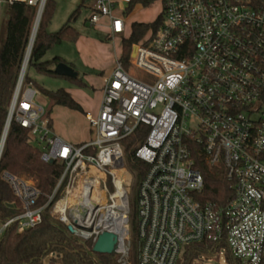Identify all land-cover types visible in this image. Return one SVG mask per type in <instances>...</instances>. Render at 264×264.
Wrapping results in <instances>:
<instances>
[{"label":"built area","instance_id":"obj_1","mask_svg":"<svg viewBox=\"0 0 264 264\" xmlns=\"http://www.w3.org/2000/svg\"><path fill=\"white\" fill-rule=\"evenodd\" d=\"M0 1L38 10L47 2ZM162 12L159 29L132 46L129 67L116 60L100 110L88 116L94 132L89 141L74 144L54 132L24 70L8 117L29 131L44 162L60 161L64 169L43 205L35 183L2 174L22 211L0 223V239L12 224L18 231L38 225L50 208L83 242L114 233L116 264H132L134 176L123 141L143 129L135 148L147 166L137 188L140 264H178L187 246L222 240L242 264H264V0H163ZM104 19L111 35L128 27L112 0H95L88 21ZM130 66L148 78L132 75ZM194 145L233 183L226 205L195 199L204 177Z\"/></svg>","mask_w":264,"mask_h":264},{"label":"trees","instance_id":"obj_2","mask_svg":"<svg viewBox=\"0 0 264 264\" xmlns=\"http://www.w3.org/2000/svg\"><path fill=\"white\" fill-rule=\"evenodd\" d=\"M153 1L130 0L127 10H132V7L138 3L148 6ZM55 3V0H47L45 4L27 68L35 66L39 72L59 76L54 71V67L62 62L67 63L65 59L55 56L52 59L43 60V57L51 47L65 39L72 42L78 40L80 32L71 22L78 17L80 9L77 8L69 21L59 30L49 32L47 25L53 15ZM6 9L9 17L0 34V141L38 13L37 7L18 1L6 4ZM162 23L163 12L152 23L134 22L132 24L130 36L122 39L121 59L126 66L129 64L132 46L139 42L150 29L157 31ZM65 78L80 86H86L79 77ZM24 79L25 82H33L36 86V83L27 75V71ZM44 93L49 99L47 108L49 116L56 105L83 112L81 105L65 89ZM142 130L123 141L129 168L137 176L136 194L147 168L146 164L135 156V148L143 141L146 134L141 132ZM191 149L196 167L201 170L204 177V187L196 193L195 199L202 204L211 202L220 206L226 205L234 195L233 183L227 179L222 170L214 169L207 164L201 146L194 145ZM63 169L64 164L60 161L44 162L41 159V150L32 144L29 131L12 120L0 158V223L22 211L20 201L2 178L4 172L15 176L24 175L33 180L41 192L38 204L43 205L54 191ZM132 235L133 262L140 264L141 240L137 231ZM93 245L92 240L86 241L85 244L80 243L79 238L72 234L67 226L55 220L50 214V208H47L38 225L18 231L17 224H12L6 229L0 239V264H43V258L47 255H55L52 256L49 264H116L115 253H94ZM222 251L225 252L226 261L229 264H242L233 256L225 240L201 241L187 246L183 254L184 261L181 264H195L198 258L220 254Z\"/></svg>","mask_w":264,"mask_h":264},{"label":"rangeland","instance_id":"obj_3","mask_svg":"<svg viewBox=\"0 0 264 264\" xmlns=\"http://www.w3.org/2000/svg\"><path fill=\"white\" fill-rule=\"evenodd\" d=\"M95 0H55V7L53 15L47 25V30L49 32L59 30L69 19L72 14L75 12L77 8L80 9L78 17L72 21V25L80 32V41L72 42L70 40H63L61 43L54 45L51 47L43 57V60L52 59L55 56H60L65 59V61L74 67V69L78 72L79 78L86 86H80L75 84L65 77L57 76L53 74H48L45 72H39L35 66H29L27 68V75L36 83L37 89L39 90V94L37 96V102L48 108L49 101L45 96V91H57L59 89H65L66 91L69 89L72 91L73 98L78 102H82L86 104L89 108H95L98 103L97 93L101 91V89L105 85L104 78L106 74L102 71L106 69V67L111 63L112 53L115 50H119L121 48V40L118 39L114 44L111 38H108L105 30L99 25H91L87 19L91 15V6L93 5ZM115 3L116 13H121L124 17L130 12L131 9L127 10L130 6V0H112ZM121 1H124L126 10L121 9ZM155 1V0H154ZM151 6H145L142 3L135 4L132 7V10L138 13L136 18L142 19L144 21H152L155 19L157 15V11L159 9L158 0L155 3H152ZM131 10V11H132ZM121 11V12H120ZM9 17V13L6 9V3L0 1V34L1 31L7 24ZM128 30V28H127ZM125 35L127 34V31ZM129 65L127 66V68ZM129 71L132 75L137 76L142 79L148 78V75L133 66H130ZM74 94V95H73ZM81 104V103H80ZM65 107V106H62ZM68 108V107H67ZM74 110V109H72ZM88 110V109H87ZM77 112L72 116H67L62 113L59 116L58 120L61 121L62 124L66 125L69 129L77 130L80 134H85L87 137H91L88 122L82 117V112L78 110H74ZM86 111V110H85ZM56 113V108H55ZM82 114V115H80ZM97 116V115H96ZM95 117V116H94ZM92 131V138L94 137V132ZM32 144L36 147L37 144L32 142ZM127 162V159H126ZM129 167V164L127 162ZM130 169V168H129ZM134 180L132 185V193L130 195V203H131V228L132 233L135 231L138 233V206H137V194L135 191L137 176L136 173L133 172ZM23 177L33 183L28 177L24 175ZM109 189H113V183L111 179L108 183ZM138 188V187H137ZM131 233V237L133 236ZM79 242L85 244L80 238ZM219 255V256H218ZM52 256L55 255H47L43 258V264H49ZM96 258V256L94 255ZM131 260L132 264V244H131ZM184 261V257L181 258L179 264ZM195 264H229L226 261L225 252H221L220 254H212L205 255L201 258H198Z\"/></svg>","mask_w":264,"mask_h":264},{"label":"crops","instance_id":"obj_4","mask_svg":"<svg viewBox=\"0 0 264 264\" xmlns=\"http://www.w3.org/2000/svg\"><path fill=\"white\" fill-rule=\"evenodd\" d=\"M155 1H153V2L155 3ZM124 3H125L124 1H121V3H120L121 4V9L120 10H122V8L125 6ZM158 3H159V9L157 11V15H156L155 19H153L152 21H144L142 19L136 18L138 13L135 11V9H133L131 12H129L127 14V16H126L127 23H128V27H127L128 30L126 29L128 32H127L126 35H125V33L124 34L111 35L110 32H109V28H108L109 20H107V19H104L102 21V23L99 24L98 27H100L101 29L103 28L105 30V33L107 34L108 38H111L113 40L114 44L116 43V41H118V39H120L121 43H122V39L123 38H128L130 36V34L132 32V24L134 22L152 23V22H154L157 19V17L162 13V10H163V0H158ZM151 5H153V4L151 3L149 6H151ZM116 14L121 15V13H116ZM88 19H87V21H88ZM79 41H80V39L78 40V42ZM121 55H122V44H121L120 51L119 50H115V46H114V52L112 53L111 63L106 67V69L104 71H102L104 74H106L104 76V78L108 77L111 74L112 70L115 67L116 60L118 58H120ZM78 77H79V75H78ZM67 91L72 95V91L71 90L68 89ZM96 95H97V98H98V103H97L95 108H89L86 104H84L82 102H80L81 104L79 103L81 105L82 109H83V112H82L83 115L82 114H80V115H82V117L88 122L89 130H90V134H91L90 138L87 137L85 134H80L77 130L69 129L66 125L62 124L60 120H58L59 116H61L62 113H64L67 116H72V115L77 113V112H75L74 110H72L70 108L62 107V105L54 106L53 110H52V113L50 114L51 121H52V127H53L54 132L58 136L63 138L64 140H66L68 142H71V143H74V144H81V143H84L86 141L91 140L92 139V131H91V126H90V122H89L88 116L89 115L96 116L98 114V112L100 110V107H101V104L103 102V88ZM48 101H49V99H48ZM55 108H56V113H55Z\"/></svg>","mask_w":264,"mask_h":264},{"label":"water","instance_id":"obj_5","mask_svg":"<svg viewBox=\"0 0 264 264\" xmlns=\"http://www.w3.org/2000/svg\"><path fill=\"white\" fill-rule=\"evenodd\" d=\"M39 11V10H38ZM37 17H38V13H37ZM37 21V18H36ZM35 21V24H36ZM35 24L32 30V34H31V38H30V43L22 64V68H21V73H20V77L19 80L21 79L23 73H24V66L26 64V60L28 57H30V53H31V49L34 43V39H35V33H34V28H35ZM135 54V48H134V52L133 55ZM54 71L62 77H70V78H77L78 77V72L69 64L67 63H59L55 66ZM10 123H11V119L8 117L5 128H4V132L0 141V156H1V149L4 146V142L6 140V136L8 134V130L10 127ZM53 162V161H51ZM68 230L72 233L75 234L76 231L73 229L72 226H68ZM117 243V236L114 233L111 232H103L102 234L99 235V237L97 238L96 242L93 245V252L94 253H100V254H113L115 252V246Z\"/></svg>","mask_w":264,"mask_h":264},{"label":"bare ground","instance_id":"obj_6","mask_svg":"<svg viewBox=\"0 0 264 264\" xmlns=\"http://www.w3.org/2000/svg\"><path fill=\"white\" fill-rule=\"evenodd\" d=\"M43 9H44V7H41V8L39 9V11H38L37 21L35 20V21H36V24L34 23V24H35V28H34L35 36H36V33H37V31H38V28H39L40 20H41L42 14H43ZM28 61H29V57H28L27 60H26V64H25V66H24V70L27 68ZM6 137H7V136H6ZM4 143H5V142H4ZM3 148H4V146H3ZM3 148L1 149V154H2Z\"/></svg>","mask_w":264,"mask_h":264}]
</instances>
